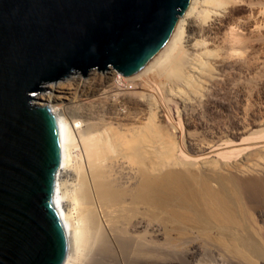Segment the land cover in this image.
<instances>
[{"label":"bare ground","instance_id":"1","mask_svg":"<svg viewBox=\"0 0 264 264\" xmlns=\"http://www.w3.org/2000/svg\"><path fill=\"white\" fill-rule=\"evenodd\" d=\"M263 73L264 0H190L139 70L41 90L59 127L61 264H260Z\"/></svg>","mask_w":264,"mask_h":264},{"label":"water","instance_id":"2","mask_svg":"<svg viewBox=\"0 0 264 264\" xmlns=\"http://www.w3.org/2000/svg\"><path fill=\"white\" fill-rule=\"evenodd\" d=\"M190 0H0V264H61L53 204L58 122L33 103L72 72L129 75L167 43Z\"/></svg>","mask_w":264,"mask_h":264},{"label":"rangeland","instance_id":"3","mask_svg":"<svg viewBox=\"0 0 264 264\" xmlns=\"http://www.w3.org/2000/svg\"><path fill=\"white\" fill-rule=\"evenodd\" d=\"M248 13V11H246V12H243L242 14H237V17H239V16H241V15H246ZM93 70H96V71H98V72H100L101 74H103V73H106V72H110V71H112V70H114L113 68H109V69H107V70H103V71H99V70H97V69H92V70H89V72L85 75V76H83L81 73H79V72H72V73H70L68 76H66V77H64L63 79H61V80H59L58 82H63V83H66V81L69 79L70 80V78L71 77H73V76H80L82 79H84V78H87V77H89L90 75H91V72L93 71ZM114 71H116V70H114ZM120 74V73H119ZM264 74V73H263ZM263 79H264V75H263ZM55 83H57V82H55ZM50 84L51 83H46V84H44L43 85V88L42 89H44L43 91H46V90H49L50 89ZM64 90V89H63ZM63 90H60V89H57V90H55V93H57L58 95H62L63 94ZM41 91V90H40ZM40 91H37V92H32V93H34L33 95V98H37V95H38V93L40 92ZM58 91V92H57ZM263 92V93H262ZM256 97H258V100H260V103H262V106H264V90L262 91V89H261V92H260V94H257L256 95ZM33 103H36V104H38V101H37V99L36 100H31ZM40 105V104H39ZM41 106H43V105H41ZM50 108V107H49ZM52 111V110H51ZM54 113V112H53ZM257 220V222L256 223H254L255 224V227H257V230L259 231V232H261L262 233V236H263V238H262V243H261V245H259V247L261 248V250H264V220L263 221H261V220H259V219H256ZM249 229V228H248ZM250 230V229H249ZM251 231V230H250ZM252 237L254 236V233H252V232H250L249 233ZM259 260V262H260V264H264V259L263 258H259L258 259ZM242 264V263H241Z\"/></svg>","mask_w":264,"mask_h":264},{"label":"built area","instance_id":"4","mask_svg":"<svg viewBox=\"0 0 264 264\" xmlns=\"http://www.w3.org/2000/svg\"><path fill=\"white\" fill-rule=\"evenodd\" d=\"M32 95L34 94V93H31Z\"/></svg>","mask_w":264,"mask_h":264}]
</instances>
